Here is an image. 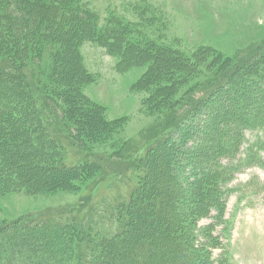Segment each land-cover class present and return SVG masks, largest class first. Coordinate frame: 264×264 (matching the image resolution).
Masks as SVG:
<instances>
[{"label":"rangeland","instance_id":"obj_1","mask_svg":"<svg viewBox=\"0 0 264 264\" xmlns=\"http://www.w3.org/2000/svg\"><path fill=\"white\" fill-rule=\"evenodd\" d=\"M62 2L64 13L90 10L101 31L115 24L127 26L126 38L135 42L132 47L141 55L137 51L125 65L120 63L121 53L111 54L97 41L80 45L85 79L79 86L71 81L63 91L78 90L77 99L93 114L89 119L77 116L70 123L63 116L66 105L62 101L61 108L53 111L54 100L42 117L51 126L49 141L63 146L60 153L56 147L62 164L90 165L97 158L99 167L91 175L80 174L79 179L59 181L51 176L48 180L53 184H34L29 191H0V222L43 212L44 217L64 223L76 220L71 224L78 222L83 230L100 233L98 242L110 238L122 230L118 207L129 203L147 175L148 164L152 181L147 186L150 205L146 212L152 220L143 227L156 229L173 222L175 213L187 226L207 228L219 236L222 247L213 249L214 257L222 253L234 264H264V189H258L264 184V125L233 128L226 137L234 140L224 149V138L216 130L212 134L214 124L207 119L228 111L226 115L240 123L249 109L239 101L258 95L264 99V84L251 87L244 72L234 70L239 62L263 51L264 0ZM147 47L153 52L144 50ZM157 50L178 63L171 64V70L163 69ZM44 57L48 70L51 49H46ZM37 70L31 65L24 75L32 93L42 88L35 83ZM45 84L51 93L53 83ZM215 86L218 91L206 97ZM222 165L229 166V187L236 188L224 197L216 219V210L210 215L206 212L204 180ZM154 200L163 206L162 214L155 213ZM170 231L163 226L152 232L158 264H185L178 239L167 235ZM48 239L40 237L38 245L43 247ZM56 245L52 242L50 248ZM91 249L92 244L81 248L80 264H89L92 254L96 255Z\"/></svg>","mask_w":264,"mask_h":264},{"label":"trees","instance_id":"obj_2","mask_svg":"<svg viewBox=\"0 0 264 264\" xmlns=\"http://www.w3.org/2000/svg\"><path fill=\"white\" fill-rule=\"evenodd\" d=\"M31 1L0 0V191H29L34 184H53L52 180H48L51 176L59 181H66L79 179L82 174L91 175L96 171L99 167L97 158L93 164L71 167L58 160L56 147L60 153L63 146L49 141L53 136L47 134L51 126L43 120L44 110L55 100L56 103L51 106L53 111L61 108L59 102L62 101L66 105L63 116L70 123L77 116L89 119L93 114L92 111L87 112L83 101L77 99L78 90L77 93L63 91V88L71 86V81H77L79 86L85 79L79 52L84 41L94 40L111 54L121 53L120 63L125 65L137 51L141 55L140 50L132 47L135 42L126 38L129 34L127 26L119 27L115 24L101 31L98 29L96 15L90 10L77 8L73 13H64L66 5L62 0L58 1L60 3L48 0H34V3ZM46 49H51L52 59L48 70L44 57ZM148 49L153 52V48L149 47L144 50ZM262 50L239 62L234 69L244 72L243 78L248 77L251 87L255 83L257 86L264 84V47ZM146 51L143 53H149ZM156 53L165 70H171V64L178 63V59L163 56L161 50ZM31 65L38 69L35 72V83L42 87L41 95L40 91L30 92L24 82V75L28 74ZM76 71L77 76L74 74ZM252 75L255 77L252 78ZM45 82L53 83L51 93L47 92ZM217 89L216 86L211 88L206 97L217 92ZM246 99L243 97L239 101V105L249 109L240 123L234 122L231 114L226 115L228 111L224 113L227 119L224 116L217 118V114L213 115V119L207 117L214 124L212 134L216 130L224 138V149L231 146L229 140H234L231 136L226 137L233 128H240L243 124L259 127L264 125V110L261 111V107L264 108V99L260 95L252 100ZM253 111L256 112L254 116ZM215 122L220 123L216 128ZM55 158L58 161L52 162ZM228 169V165L219 166L217 172L211 171L213 174L204 180L206 212L210 215L212 210H216L218 213L213 216L216 219L223 209L224 197L236 188L231 184L232 188L229 187L232 177L227 176ZM146 170L145 179L134 190L129 203H122L118 207V219L123 221L120 232L98 242L100 233L87 232L78 222L77 225L71 224L76 220L64 223L53 216L44 217L43 212L13 221H3L0 222V264H80L81 248L90 244L91 252H96V255L92 254L89 264H158L156 239L152 238V232L163 226L171 230L167 234L169 238L178 239V245L185 256V264H234L222 253L214 257L213 249L222 247L219 236L207 228L198 230L195 226H187L175 213L173 222L166 221L156 229L142 226L146 221L152 220L149 212H146L150 205L147 186L152 181L148 164ZM256 185L257 183L254 186L259 187ZM262 188L264 189V184H260L258 189ZM155 202L158 206L155 213L162 214L163 206L161 207L159 201ZM172 213L169 212L170 215ZM44 236H50V239L40 247L38 240ZM20 238L23 240L20 241ZM52 242H57L54 248H50Z\"/></svg>","mask_w":264,"mask_h":264}]
</instances>
